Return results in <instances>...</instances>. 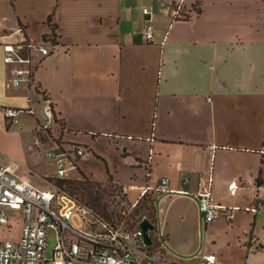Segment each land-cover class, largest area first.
Wrapping results in <instances>:
<instances>
[{
	"label": "crops",
	"instance_id": "obj_1",
	"mask_svg": "<svg viewBox=\"0 0 264 264\" xmlns=\"http://www.w3.org/2000/svg\"><path fill=\"white\" fill-rule=\"evenodd\" d=\"M6 43L21 45L14 61L6 60ZM40 44L54 48L42 55ZM28 68L32 80L14 85L17 69ZM48 104L54 121L46 129ZM6 107L21 110L15 122ZM102 140L119 154L113 168L97 148ZM72 144L105 159V177L127 193L162 178L170 189L193 193L200 174L210 176V190L233 214L229 221L207 222L191 194L155 193L169 214L186 217L171 227L164 219L158 230L155 201L153 235L164 237L158 243L166 258L199 264L216 253L224 264H264V0H0V162L53 189L45 177L69 179L76 169L65 157L60 177L48 150ZM33 156L41 163L31 166ZM181 223L199 234L197 244L174 240L182 257L165 248Z\"/></svg>",
	"mask_w": 264,
	"mask_h": 264
},
{
	"label": "built area",
	"instance_id": "obj_2",
	"mask_svg": "<svg viewBox=\"0 0 264 264\" xmlns=\"http://www.w3.org/2000/svg\"><path fill=\"white\" fill-rule=\"evenodd\" d=\"M148 12V8H144ZM146 37H153V26L146 27ZM29 47L34 43L25 38ZM19 43H6V60L14 61V52ZM21 46V45H20ZM42 55L50 52L46 44H40ZM30 62L31 59H25ZM32 69H17L14 85L22 81L32 80ZM21 110L15 107L4 109L6 117L15 122ZM46 122L43 127L49 128L54 121V111L51 104L45 108ZM58 145V144H57ZM48 150V155L57 162V173L64 177L68 170L65 157L73 158L72 167L77 166L76 159L93 154L90 147L72 144ZM65 178V177H64ZM210 176L204 173L199 177V188L190 192L187 188L170 189L169 178H162L155 185H145L139 196L131 204V208L124 209L119 214L111 210L106 212L93 205L82 203L61 186L54 184L53 189H41L26 179L18 177L10 167L0 162V226L10 228L11 217L21 218L23 223L22 235L18 240L0 238V264H181L166 258L160 251L154 255L151 248L159 243L154 239L149 245L144 239L140 222L146 215L136 216L135 207L141 198L152 192L169 191L172 193L192 195L199 202V207L207 222L224 218H233L230 208L218 202L209 187ZM189 177H183L186 185ZM234 193L238 188L237 182L230 185ZM150 219V218H149ZM57 228L56 243L49 250V229ZM164 240V237H161ZM135 242L147 252L138 253L133 247ZM199 264H224L216 253H207Z\"/></svg>",
	"mask_w": 264,
	"mask_h": 264
},
{
	"label": "rangeland",
	"instance_id": "obj_3",
	"mask_svg": "<svg viewBox=\"0 0 264 264\" xmlns=\"http://www.w3.org/2000/svg\"><path fill=\"white\" fill-rule=\"evenodd\" d=\"M48 46L51 50L54 48L52 44H48ZM54 127H56L57 129L63 130L62 125L60 123L56 124ZM53 132H55L56 135L62 134L61 131H56L54 129H53ZM64 133L68 134V132H64ZM70 135L74 136L73 133H70ZM84 137H90V136L85 135ZM80 144H87V143H80ZM97 148L101 152V154H103L110 160L111 167L113 168L112 163L114 162V159H117L116 161H119L120 159L119 154L117 153V150H115L114 147L110 148L109 145L106 144V142L103 140L100 142V145ZM28 162L29 164H31V166H33V164L35 163L36 164L41 163V158L37 156H33L28 159ZM106 162L107 161L103 159L102 157H100L99 155H97V153L82 156L80 167L86 171H90L93 174L94 178L86 174L85 172L81 171L77 166L74 167L76 169V172H73L75 173V175L69 178L72 180L77 179V180L85 181L86 180V178L84 177V174H85L86 177L90 181L97 182L100 185V188L102 191V197L98 202H94V203L88 202L86 199L82 198L81 194L72 193L69 189H66L63 187L62 188L65 189L70 194H72L73 196L77 197L78 200L82 203L93 205L94 207L100 209L103 212H106L109 209L113 211L115 214H119L121 213L122 210L131 208V204L137 199L140 191L137 188H134L133 186L130 185L129 191H128L129 194H128L124 184L120 182H114L113 181L114 178H111V177L106 178L105 176H106L107 166H108L106 165ZM35 170L36 169H34V172L32 173V175L36 174ZM45 178H47L50 182L57 184V181H56L57 178H49V177H45ZM100 179H103V180H100ZM115 185H117V187ZM150 197H151L150 199L149 197H144L139 200L138 205L135 207L136 216L140 217L144 214H148V216L152 218L157 209V212H156L157 219L156 220H157L158 230L161 228V224L164 219L169 220L170 227L172 225V222L174 221L179 223L180 220H183V219L186 220V217L180 218V216H178L175 213V210L172 211L171 214H169V209L167 208V205L162 204L163 202L162 196L156 197V209H155L153 194H151ZM9 224H11L12 227L7 228V227L0 226V238L8 239V240H18L21 237L22 231H23V223L21 221V218L11 217ZM170 233H171V238L173 240H171L169 244L165 245L166 251L168 250L171 253L181 256V257L184 256L183 255L184 252L182 251L181 247H179L177 243H175L176 241L174 240L176 239L177 241H179V243L182 246H188L191 243L197 244L198 239H199V234L197 230L192 233L182 223L179 224L178 227L171 229ZM219 234H220L219 236H221L222 238L226 237V234L224 231H221V233ZM56 236H57V228L50 227L49 245H48L49 250L54 247L56 243ZM201 237H202V241H204L205 234L202 233ZM157 240L159 243L163 244V240H161L160 238H158ZM131 243H132L133 249L136 252L142 253V254L144 252H147V249L140 248L137 243L135 242H131ZM230 249H232L234 253L239 252V248L235 244L232 245ZM160 251H161V248L157 244H155L151 248V252L154 255H159Z\"/></svg>",
	"mask_w": 264,
	"mask_h": 264
},
{
	"label": "trees",
	"instance_id": "obj_4",
	"mask_svg": "<svg viewBox=\"0 0 264 264\" xmlns=\"http://www.w3.org/2000/svg\"><path fill=\"white\" fill-rule=\"evenodd\" d=\"M84 177L86 178L85 181H81L77 179L72 180V179H67V178H57L56 181L59 186L69 189L72 193L81 194L82 198L86 199L88 202H91V203L98 202L102 197V191H101L100 185L95 181H90L86 177L85 174H84ZM115 186L117 187V185ZM151 194H153L154 204H155V201H156L155 192L149 193L145 197H149L150 199ZM144 215L149 217L148 214H144ZM149 218L151 219V217Z\"/></svg>",
	"mask_w": 264,
	"mask_h": 264
},
{
	"label": "water",
	"instance_id": "obj_5",
	"mask_svg": "<svg viewBox=\"0 0 264 264\" xmlns=\"http://www.w3.org/2000/svg\"><path fill=\"white\" fill-rule=\"evenodd\" d=\"M140 226L143 230L144 239H145L146 243L149 245L153 244L151 231L156 228L155 223L149 218H144L141 220Z\"/></svg>",
	"mask_w": 264,
	"mask_h": 264
}]
</instances>
